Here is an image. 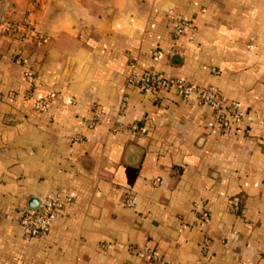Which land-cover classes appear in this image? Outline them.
I'll list each match as a JSON object with an SVG mask.
<instances>
[{
	"label": "crops",
	"instance_id": "obj_1",
	"mask_svg": "<svg viewBox=\"0 0 264 264\" xmlns=\"http://www.w3.org/2000/svg\"><path fill=\"white\" fill-rule=\"evenodd\" d=\"M7 2L46 42L0 35V264H264V0ZM147 70L219 89L240 120L212 135L195 96L127 84ZM97 112L111 125L88 128ZM57 194L26 240L21 212Z\"/></svg>",
	"mask_w": 264,
	"mask_h": 264
},
{
	"label": "built area",
	"instance_id": "obj_2",
	"mask_svg": "<svg viewBox=\"0 0 264 264\" xmlns=\"http://www.w3.org/2000/svg\"><path fill=\"white\" fill-rule=\"evenodd\" d=\"M8 0H2V9L0 12V35L5 34L12 36L20 41L34 42L42 45L46 42L45 37L38 33L33 22L29 17H24L19 21L12 20L6 13ZM193 28V24L186 21H180L177 33L183 34L186 29ZM27 79L34 81L32 74H27ZM127 84L142 92H147L156 88H176L184 97L195 96L199 105L208 106L212 109L213 114L208 122V129L212 135H227L233 129L235 121L240 120V112L238 105L232 103L228 98L217 88L209 86L199 88L196 85L184 79H165L154 71H144L140 74H131L127 78ZM12 96V95H11ZM10 96V97H11ZM2 96L0 95V100ZM52 106L51 98H39L34 103L36 111L41 113L48 112ZM103 123L111 125V122L103 119L99 113H95L93 118L87 121L86 125L90 129H94ZM115 129V128H113ZM116 130V129H115ZM72 199L57 194L52 197L43 198L37 209H25L20 215V225L24 232L26 240H33L48 234L58 212L65 205L70 204ZM128 206L133 207L132 201H128ZM203 220H207L205 215ZM150 257L153 261H157L155 253H151Z\"/></svg>",
	"mask_w": 264,
	"mask_h": 264
},
{
	"label": "water",
	"instance_id": "obj_3",
	"mask_svg": "<svg viewBox=\"0 0 264 264\" xmlns=\"http://www.w3.org/2000/svg\"><path fill=\"white\" fill-rule=\"evenodd\" d=\"M40 201L38 199H32L30 202V208L31 209H37L39 206Z\"/></svg>",
	"mask_w": 264,
	"mask_h": 264
}]
</instances>
